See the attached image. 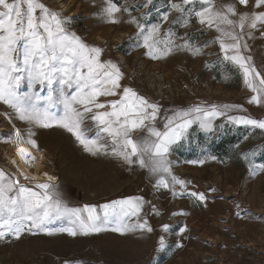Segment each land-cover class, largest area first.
<instances>
[{
	"label": "snow or ice",
	"instance_id": "obj_1",
	"mask_svg": "<svg viewBox=\"0 0 264 264\" xmlns=\"http://www.w3.org/2000/svg\"><path fill=\"white\" fill-rule=\"evenodd\" d=\"M238 5L247 8L249 0H235L220 8L215 0H181L172 3L171 8L181 14L177 22L184 27L196 18L201 25L215 28L219 36L213 42L219 43L223 53L220 63L232 65L242 75L245 86L253 93L249 104L264 106V75L247 54L248 40L254 38V33L264 35V0H254L249 11H239ZM122 11L128 9L114 0H104L96 15L105 23L119 24L121 18L117 14ZM163 19L167 21L168 16ZM128 22L138 29L136 44L147 50L145 55L150 59H164L175 50L189 51L194 56L202 53L201 47L187 40L176 44L171 29L161 36L158 24L146 28L135 18ZM71 24V17L51 10L42 0H0V104L10 110L0 114L13 128L8 135L0 136V143L12 146L14 158L9 163L16 169L10 172L0 168V242L19 240L24 234L86 237L111 232L125 237L154 231L148 215L159 213L154 207L146 211L148 202L142 196L99 206H70L56 177L47 172H30L44 159L36 138L40 129H63L89 155L111 157L129 168L146 169L149 178H154L156 189H167L173 196H188L196 205L204 206L206 194L189 192L188 182L173 174L169 160L173 146L187 140L193 124L205 133L215 132L213 121L220 116L233 126L264 130V120L228 115L233 110L246 111L239 105H195L175 110L172 116L165 117L163 130L158 129L160 105L132 87L123 86L124 73L119 65L102 59L104 48L85 43L70 30ZM25 85L28 91H21ZM101 97L119 98L101 101ZM13 120L27 127L22 131ZM207 159L215 157L192 163L203 164ZM249 164L251 176L264 172V164L257 165L251 159ZM236 207L237 216L243 211L255 219H264L254 217L239 204ZM187 230L185 226L181 235ZM169 231V225H163V232ZM167 248L161 235L158 251L165 252Z\"/></svg>",
	"mask_w": 264,
	"mask_h": 264
},
{
	"label": "rangeland",
	"instance_id": "obj_2",
	"mask_svg": "<svg viewBox=\"0 0 264 264\" xmlns=\"http://www.w3.org/2000/svg\"><path fill=\"white\" fill-rule=\"evenodd\" d=\"M42 2L51 10L71 17L70 30L85 43L104 48L105 57L121 60L130 84L163 105V122L175 110L195 105H239L246 111L233 110L228 115L264 120V106L248 103L253 93L245 86L239 71L226 62L220 63L223 53L219 43L213 42L219 36L215 28L201 25L196 18H192L188 27L177 22L181 14L171 4L181 0H151L150 3L114 0L118 6L128 9L117 14L121 18L119 24L105 23L96 15L104 0ZM233 2L215 0L217 8ZM253 2L249 0L247 8L238 5V10L249 11ZM196 7L199 9L200 5ZM165 15L167 21L163 19ZM132 18L146 28L160 25L161 36H166L171 29L176 44L187 40L201 47L202 53L194 56L189 51L175 50L164 59H150L145 55L147 50L136 44L138 29L128 22ZM248 44L247 54L264 75V35L255 32ZM21 91H28L27 86ZM5 111L10 110L0 104V113ZM12 123L16 127L17 123L23 124L16 120ZM213 124L215 132L209 133L199 132L192 125L186 145L181 149L185 156L175 154L171 158L173 174L188 182L189 192H204L208 197L206 206L196 205L188 196H173L167 189H156L154 178H149L146 169L129 168L111 157H93L80 146L72 145L67 136L55 140L57 144L41 146L46 152L44 170H51L70 206H99L117 197L142 196L148 202L145 210L154 207L159 213L148 215L154 231L125 237L111 232L86 237H71L66 233L53 237L24 234L19 240L0 242V264H264V219H255L243 211L240 216L236 215L239 204L254 217H264V172L253 177L249 170V159L257 165L264 164V130L233 126L226 117L214 119ZM226 125L233 131L226 133L227 151L220 157L205 145L199 147L197 133L213 134L209 139L214 140L222 134L218 128ZM12 131V124L0 114V136ZM43 136L44 131L38 130L37 140L42 141ZM6 145L0 143V147ZM246 155L249 159H245ZM205 157L215 159H207L203 164L192 163ZM110 164L112 172L106 168ZM177 191H180L178 186ZM180 212L186 215H173ZM165 224L169 225L168 233L163 232ZM185 226L188 230L181 235ZM161 235L168 245L165 252L158 251ZM177 243L183 247L176 248Z\"/></svg>",
	"mask_w": 264,
	"mask_h": 264
},
{
	"label": "crops",
	"instance_id": "obj_3",
	"mask_svg": "<svg viewBox=\"0 0 264 264\" xmlns=\"http://www.w3.org/2000/svg\"><path fill=\"white\" fill-rule=\"evenodd\" d=\"M95 46H98V45H95ZM102 59L104 60H112L114 61L115 63H117L121 69V71L124 73V79L121 81V84L123 86H129V87H132L138 94L146 97L147 99H149L150 101L152 102H156L153 98L149 97L147 94H145L144 91H142L140 88H138L137 86H133L130 84V78H129V75L127 74L126 70H125V67L123 66V63L121 62V60H119L118 58L114 57V56H103ZM119 97H101V101H109V100H115V99H118ZM158 103V102H156ZM160 105V115H159V118L157 119L156 121V127L158 129H161L163 130V126H164V123L166 122H163V116H162V113H163V105L161 103H158ZM229 115H234V113H230ZM225 116H220V118H224ZM18 127L21 128V129H25L27 126L26 125H23V124H18ZM42 131H44V135L43 138H42V141H38L40 147L41 146H47V145H54V144H57V142H55V140H60L61 138L67 136L68 139L70 140L71 144L72 145H75V146H79L76 142H75V139L74 137L71 136V134L67 133L66 131L64 133H56L55 131H64L63 129H59V128H51V129H41ZM48 131V132H46ZM47 134V135H46ZM137 136L140 135V133H136ZM59 144V143H58ZM42 151H43V155H44V159L40 162V165L41 167H43V164L45 163V160H46V152L44 150V148H41ZM173 150H171V153H170V156H169V160L171 161L172 157L175 156V145L173 146L172 148ZM174 151V152H173ZM177 155V154H176ZM111 167H112V164H110L107 168V170H110V172H112L111 170ZM136 169H139L138 167H136ZM108 172V171H107ZM106 177H108V174L106 173L105 174ZM91 191V190H90ZM116 199H125V197H117ZM115 199V200H116Z\"/></svg>",
	"mask_w": 264,
	"mask_h": 264
},
{
	"label": "trees",
	"instance_id": "obj_4",
	"mask_svg": "<svg viewBox=\"0 0 264 264\" xmlns=\"http://www.w3.org/2000/svg\"><path fill=\"white\" fill-rule=\"evenodd\" d=\"M241 129V128H240ZM218 130H221V135L220 137L211 140L209 139L211 135L213 134H202V133H197L196 134V139L200 140L199 147H204V145L211 150L213 154H216L217 156H221L224 152L227 151L228 143L227 142V137L226 133L233 131V128L231 126H225L223 129L218 128ZM241 131V130H240ZM186 145V140L182 141L180 144L175 146V153L180 156L184 157L182 153V147ZM177 148V149H176Z\"/></svg>",
	"mask_w": 264,
	"mask_h": 264
},
{
	"label": "bare ground",
	"instance_id": "obj_5",
	"mask_svg": "<svg viewBox=\"0 0 264 264\" xmlns=\"http://www.w3.org/2000/svg\"><path fill=\"white\" fill-rule=\"evenodd\" d=\"M119 35H122V34H119ZM119 42H121V40H119ZM10 158H14V150L12 146L8 144L6 146H1L0 147V168L5 169L6 171L15 172L16 169L9 163ZM29 171L36 175H40L43 172H47L49 175H51V170H46V169L44 170V167H41L40 163L37 166V168L31 169ZM21 182L26 183L23 180H21Z\"/></svg>",
	"mask_w": 264,
	"mask_h": 264
},
{
	"label": "built area",
	"instance_id": "obj_6",
	"mask_svg": "<svg viewBox=\"0 0 264 264\" xmlns=\"http://www.w3.org/2000/svg\"><path fill=\"white\" fill-rule=\"evenodd\" d=\"M194 128H196L199 132L202 131L200 128H199V125L198 124H193Z\"/></svg>",
	"mask_w": 264,
	"mask_h": 264
}]
</instances>
